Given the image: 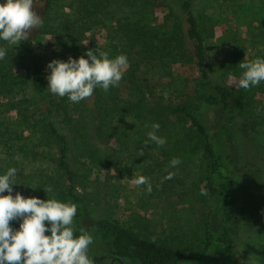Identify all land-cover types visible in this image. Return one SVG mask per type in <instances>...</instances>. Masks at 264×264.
Listing matches in <instances>:
<instances>
[{"label": "rangeland", "instance_id": "374dc122", "mask_svg": "<svg viewBox=\"0 0 264 264\" xmlns=\"http://www.w3.org/2000/svg\"><path fill=\"white\" fill-rule=\"evenodd\" d=\"M181 1L53 0L44 14V1L34 0L44 24L32 35L47 74L52 59L78 58L89 48L128 59L118 87H97L79 103L66 101L58 115L68 140L66 160L75 191L83 198L84 228L94 240L89 254L93 260L100 257V264L120 263L107 252L93 223L96 218H111L142 237L186 252L201 246L208 224L215 226L217 203L201 194L206 192L202 137L175 107L189 103L211 129L220 128L227 117L195 95L200 73L192 60L193 41L186 34ZM192 8L207 47L212 82L243 89L237 83L243 72L238 64L264 58V0H192ZM136 24L149 35L139 38ZM0 47L6 49L0 65L24 56L21 44L0 40ZM21 80L0 95V174L11 167L18 170L13 195L18 191L24 197L55 196L73 203L67 196V172L59 163L62 143L42 125L47 104L32 84ZM246 91L242 114L256 132L249 134L253 148L238 153L234 161L243 176L236 204L244 225L233 236V253L212 255L208 264H264V81ZM153 123H159L158 135L166 138L162 147L144 144ZM229 134L239 148L240 134ZM140 149L143 156H138ZM173 157L182 161L174 168L169 167ZM169 172L172 178L164 179ZM139 175L150 178L151 193L147 186L135 185ZM248 175L254 176L250 194L243 187ZM48 187L53 191L47 194Z\"/></svg>", "mask_w": 264, "mask_h": 264}, {"label": "trees", "instance_id": "16d2710c", "mask_svg": "<svg viewBox=\"0 0 264 264\" xmlns=\"http://www.w3.org/2000/svg\"><path fill=\"white\" fill-rule=\"evenodd\" d=\"M43 1V13L48 14L53 0ZM181 6L185 12L187 37L193 41V59H191L196 63L200 73L199 88L196 90L195 95L206 107L218 108L227 117L226 122L220 128L211 129L202 120L198 110L189 103L179 102L175 107L176 111L190 120L202 137V169L206 182L205 191L217 203L214 215L215 226L208 224L205 228L201 246L198 249L186 252L165 242L142 237L111 218H96L93 223L102 235L107 252L117 259L120 264H123V261L126 264H203L205 262L208 264L212 259V255L223 256L233 253V236L236 229H241L244 225L243 220L245 218L240 217L242 209L236 204V190L241 188L243 176H239L234 161L236 157L239 158L238 153L241 151L248 153V147L253 148L252 138L249 137V134L251 131L256 132L255 124L244 120L242 114L248 101L247 91L244 89L235 90L225 84H214L212 82L206 68L207 47L199 29L198 20L193 12L192 0H182ZM135 28L139 38L149 35L141 25L136 24ZM130 31L131 29H129ZM35 43L36 36L31 34L27 41L20 42L24 56L15 58L13 61H6V64L0 65V95L3 94L5 89L11 90L13 85L17 84L16 81L22 79V83L32 84L47 104L46 110L42 113L41 121L42 125L47 127L49 132L59 138L62 143L59 150V163L68 175L69 188L67 189V196L77 206V214L74 217V228L76 229L74 235L78 236L80 234L79 229L84 228L85 208L81 194L75 191L74 173L69 168L66 160L68 140L62 133L64 128L58 117L60 111L65 110L64 103L69 100L67 96L59 97L51 94L48 90L47 73L38 59ZM179 48L184 50L182 43L179 44ZM178 51L176 50V52ZM77 127L79 128L76 124ZM232 131L240 134L241 144L239 143V148L234 147L232 144L231 135L229 134ZM251 177L254 176H247L246 181L248 184L243 186L249 194L253 192L251 190ZM19 224L20 221L11 222V226L16 229L19 228ZM99 258L96 257L95 260L100 261Z\"/></svg>", "mask_w": 264, "mask_h": 264}, {"label": "clouds", "instance_id": "9594fccd", "mask_svg": "<svg viewBox=\"0 0 264 264\" xmlns=\"http://www.w3.org/2000/svg\"><path fill=\"white\" fill-rule=\"evenodd\" d=\"M43 24L42 16L34 10V0L0 2V40L18 46ZM5 56L6 49L0 47V60ZM127 64L125 54L110 58L108 52L98 47L87 49L86 55L78 58L52 59L47 64V88L53 95L67 96L70 102L79 103L90 98L97 87L105 91L118 87ZM238 67L243 70L237 82L240 88L250 90L264 81V58L242 60ZM151 128L144 144L151 141L164 146L167 141L158 135L159 123H153ZM143 155L144 150L140 149L138 156ZM180 163L179 157H173L169 167ZM17 173L18 170L11 167L0 174V264H94L89 254L94 243L92 235L85 228L79 229L78 236L74 235L77 206L59 201L55 196L45 200L37 196L24 197L18 191L13 195V185L18 184ZM172 176L169 172L164 179ZM134 183L137 187L147 186L146 191L151 193L149 177L139 175ZM44 189L47 194L53 191L51 187ZM201 194L206 195V192ZM17 220L20 221L18 229L10 223Z\"/></svg>", "mask_w": 264, "mask_h": 264}, {"label": "flooded vegetation", "instance_id": "af4514ba", "mask_svg": "<svg viewBox=\"0 0 264 264\" xmlns=\"http://www.w3.org/2000/svg\"><path fill=\"white\" fill-rule=\"evenodd\" d=\"M94 264H100V263H99V261H96V260H95V261H94Z\"/></svg>", "mask_w": 264, "mask_h": 264}]
</instances>
